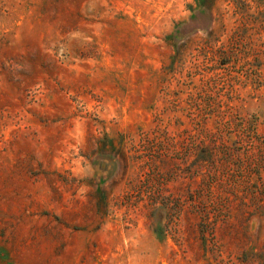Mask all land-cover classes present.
<instances>
[{
    "label": "rangeland",
    "instance_id": "rangeland-1",
    "mask_svg": "<svg viewBox=\"0 0 264 264\" xmlns=\"http://www.w3.org/2000/svg\"><path fill=\"white\" fill-rule=\"evenodd\" d=\"M0 264H264V0H0Z\"/></svg>",
    "mask_w": 264,
    "mask_h": 264
}]
</instances>
